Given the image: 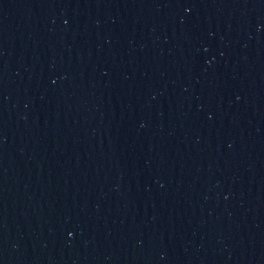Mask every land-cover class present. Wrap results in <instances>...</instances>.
<instances>
[{"label":"water","instance_id":"water-1","mask_svg":"<svg viewBox=\"0 0 264 264\" xmlns=\"http://www.w3.org/2000/svg\"><path fill=\"white\" fill-rule=\"evenodd\" d=\"M0 264H264V0H0Z\"/></svg>","mask_w":264,"mask_h":264}]
</instances>
